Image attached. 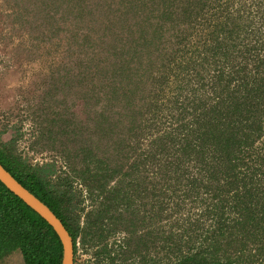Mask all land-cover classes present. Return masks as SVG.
Listing matches in <instances>:
<instances>
[{
  "label": "trees",
  "instance_id": "trees-1",
  "mask_svg": "<svg viewBox=\"0 0 264 264\" xmlns=\"http://www.w3.org/2000/svg\"><path fill=\"white\" fill-rule=\"evenodd\" d=\"M66 1L65 66L69 80L78 79L83 90L88 125L96 118L104 136L119 128L133 132L137 144L143 134L149 139L151 227L135 241L138 264H264L251 259L264 258V153L257 144L264 130V18L257 0H211V28L205 29L210 42L203 46L209 50L200 64L195 60L200 52L186 48L197 23L206 26L209 0ZM209 61L210 95L193 90L191 77L206 73ZM183 86L191 95L181 100ZM81 149L88 151L84 161L90 171L93 148ZM0 162L62 220L74 240L75 264L80 236L83 245L100 237L99 253L111 257L107 239L132 214L126 177L108 188L115 176L101 159L92 175L84 172L103 200L82 227L70 213L69 177L63 178L68 183L54 184L2 142ZM197 166L203 171L190 178H204L211 188L212 229L197 224L161 229L164 187ZM138 177L136 194L143 191ZM127 229L134 238L136 230ZM257 241L254 254L246 250ZM15 251L24 264L62 263L63 246L53 227L0 181V258Z\"/></svg>",
  "mask_w": 264,
  "mask_h": 264
},
{
  "label": "rangeland",
  "instance_id": "rangeland-1",
  "mask_svg": "<svg viewBox=\"0 0 264 264\" xmlns=\"http://www.w3.org/2000/svg\"><path fill=\"white\" fill-rule=\"evenodd\" d=\"M55 1L58 3L55 4ZM56 5L61 6V9L57 10ZM256 5L261 6L264 18V0H257ZM67 6L66 0H0V142L8 144L31 168L43 170L54 184L68 183L63 178L69 177L74 190L70 213L80 220L82 227L91 211V219H94V210L103 200L102 195L98 196V184L89 178L84 179V172L92 175L96 160L101 159L104 160L103 165L113 169L115 176L108 188L118 185L126 177V184H130L132 194V214L127 215L125 223L117 224L107 239L111 257L99 253L103 246L100 237L83 245L80 236L76 259L77 264H109L112 260L114 264H138L140 255L133 250L135 241L140 234L150 231L151 227L149 181L152 172L147 163L149 139L143 134L137 144L133 132L119 128L109 136H104L96 118L90 121L94 125H88L84 115L87 113L84 110L86 100L83 90L78 79L76 82L69 80L71 73L65 66L69 21ZM204 17L208 18L206 26L197 23L195 36L186 48L189 53L200 52L201 57L195 59L196 64L201 63V58L206 57L209 50V47L203 46L210 42L205 29L208 25L211 28V0ZM58 42L60 44L57 45ZM210 58L208 60L211 61ZM209 64L206 73L191 74L193 90L198 93L206 91L210 95L214 73L211 72V62ZM183 87L181 100L191 95V90ZM169 123L166 121L164 128H169ZM257 144L264 153V130ZM89 145L95 156L94 162L88 164L90 171L84 161L88 151L81 149ZM136 165L140 167L137 171ZM202 171V166L187 167L184 170L185 178L164 187L163 213L157 224L161 229L174 227L179 231L192 224H197L194 225L197 228L202 226L204 230L212 229L211 188L206 185V181H202L204 178H190ZM138 176L142 178L143 191L136 194L134 185L139 181ZM121 206L119 211H122ZM117 216L118 213L114 219ZM128 226L130 230H136L132 239L127 232ZM101 232L99 228L96 235L99 236ZM261 237L264 244V234ZM258 244V241L250 244L246 250L254 254ZM253 257L251 259L257 263L264 261V258ZM0 264H24V260L21 252L15 251L0 258Z\"/></svg>",
  "mask_w": 264,
  "mask_h": 264
},
{
  "label": "water",
  "instance_id": "water-1",
  "mask_svg": "<svg viewBox=\"0 0 264 264\" xmlns=\"http://www.w3.org/2000/svg\"><path fill=\"white\" fill-rule=\"evenodd\" d=\"M0 181L28 206L40 214L55 230L63 246L62 263L75 264L74 240L62 220L34 193L18 181L0 162Z\"/></svg>",
  "mask_w": 264,
  "mask_h": 264
}]
</instances>
